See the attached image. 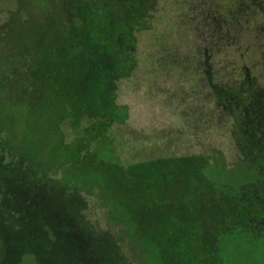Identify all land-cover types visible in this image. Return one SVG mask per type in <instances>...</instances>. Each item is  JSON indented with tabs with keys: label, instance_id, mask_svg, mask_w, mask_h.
<instances>
[{
	"label": "rangeland",
	"instance_id": "374dc122",
	"mask_svg": "<svg viewBox=\"0 0 264 264\" xmlns=\"http://www.w3.org/2000/svg\"><path fill=\"white\" fill-rule=\"evenodd\" d=\"M93 1L0 0V264H264V0Z\"/></svg>",
	"mask_w": 264,
	"mask_h": 264
},
{
	"label": "trees",
	"instance_id": "16d2710c",
	"mask_svg": "<svg viewBox=\"0 0 264 264\" xmlns=\"http://www.w3.org/2000/svg\"><path fill=\"white\" fill-rule=\"evenodd\" d=\"M58 1V3L56 4L55 3V0H43V3L44 5L46 6L47 8V16H39V15H36V16H33L32 19L34 21H39V22H43L45 21L46 18H50L52 20V22L54 21L55 23H58V24H62L64 25L65 29H68L70 28V31H72L71 33L74 34V33H78V29L79 27L82 25V22H80L79 20L76 22V15L75 13H70L72 12V6L75 4L80 7L83 8V3L82 1L83 0H80L76 2V0H56ZM62 1L63 3V7H62V10H64V12L66 13V16H68V20L65 19L66 21V24H63L61 22L62 20V14L60 15L61 13V4L60 2ZM86 2L90 1V0H85ZM93 1V0H91ZM153 2V0H137L136 3L134 5H131L128 9L127 8H124L122 6V4L118 3V1L116 0V5H115V2L113 3V9L120 14V17H121V21L122 23L124 24V26L122 28L125 29V31L128 32V34L130 33V35L132 34V26L137 22V18L139 16V10L141 11V13L143 12V9H144V6L142 5H145L147 4L148 2ZM93 2H96L93 1ZM42 6V4H41ZM85 12L87 10H84ZM88 12V11H87ZM89 13V12H88ZM92 17L94 16L93 13L91 14ZM144 17H146L145 15V12L143 13ZM68 26V28H67ZM130 31V32H129ZM133 35V34H132ZM131 35V36H132ZM83 38L85 37V35L82 36ZM126 38V36H124L123 40ZM131 39V38H130ZM132 41V39H131ZM127 44V49L125 48V45ZM117 51V48L115 49ZM122 51H126L127 54H128V64L130 63V60H131V56H134V51H135V44L133 43H130L128 45V39H127V43L124 42V44L122 45V48L118 51V52H122ZM126 64V65H128ZM113 69H118L117 67L114 68V66L112 67ZM121 76L120 74H117L114 70L112 71V75H110V78L114 77V76ZM113 96V95H112ZM114 98V96L112 97ZM109 99H110V96H104L103 99H100L98 100V103L100 102H106V106L105 107H102L107 113H109V117L106 116V114H104L105 116H102L100 119L102 118H107L106 121H102V120H98L97 123L95 124V126L92 129V131H89L88 135H95V134H99L101 133V131H105L107 129V127L109 126L110 122L111 121H122V120H125L127 118V111H126V108H123L121 110V108H118V107H115L113 106V104L107 106V103H109ZM90 162H89V165L86 166V167H89L91 164L93 165H96V163H94V161H92V159H89ZM157 163H159L158 161H150L149 164H147V166H151V169L154 168V167H157ZM145 164V163H144ZM93 165H91L93 167ZM144 167V166H143ZM148 179V178H147ZM149 180V179H148Z\"/></svg>",
	"mask_w": 264,
	"mask_h": 264
}]
</instances>
